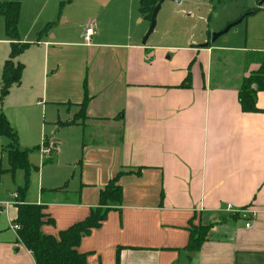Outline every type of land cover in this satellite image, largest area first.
Instances as JSON below:
<instances>
[{"label":"crops","instance_id":"1","mask_svg":"<svg viewBox=\"0 0 264 264\" xmlns=\"http://www.w3.org/2000/svg\"><path fill=\"white\" fill-rule=\"evenodd\" d=\"M62 4L21 0L18 42L29 47L15 59L23 65L20 84L0 114L15 134L17 124L26 126L39 131L42 146H54L48 156L54 169L60 144L56 133H45L51 124L73 131L81 157L68 165L71 173L54 170L49 179L42 167L20 199L4 151L11 140L4 147L0 136V264H35L14 230L15 204L44 207L52 223L41 232L58 238L98 207L101 190L118 173L121 206L77 248L86 264H264V92L255 95L256 113L242 112L238 102L264 51L238 42L206 46L210 36L201 43L142 44L132 36L130 14L126 29L113 26V17L88 22L86 29L95 24L98 31L92 26L86 44L81 27L72 33L65 21L57 23ZM166 39L179 35L168 31ZM10 45L0 16V85ZM230 57L249 60L229 76ZM7 111L19 116L17 124ZM18 149L27 150L19 142ZM199 227L209 228L206 239L189 252L190 231Z\"/></svg>","mask_w":264,"mask_h":264},{"label":"rangeland","instance_id":"2","mask_svg":"<svg viewBox=\"0 0 264 264\" xmlns=\"http://www.w3.org/2000/svg\"><path fill=\"white\" fill-rule=\"evenodd\" d=\"M139 1L140 0H60L63 4L61 5V16L57 23L61 24L65 21L66 24L63 25V28L70 29L72 33H78L81 27L83 33L90 22L95 23L96 20L99 19L100 23H104L108 17H113L114 20H110L113 26L119 29H126L128 26V14H130L129 22L132 36L133 38L139 36L140 42H142L148 32L150 21L139 14ZM153 1L155 2H151V4L154 3L153 8H155L160 0ZM262 1L263 0H180L179 3L164 1L157 12L154 30L149 35V40H147L150 43L156 39L157 42L162 45H183L187 40L190 42L194 41V43H201L204 39H208V36H211L212 33L224 30L228 25L238 22L247 14L256 11L258 8H264V2L260 6ZM153 8L151 10H153ZM112 10H115L113 11L114 16L106 14L109 11L112 12ZM151 10L149 9V11ZM94 25L95 24H92V26ZM107 27L106 25L102 28L100 27V31L103 30L104 33ZM97 31L98 28H96V32ZM168 31H171L173 34H178L179 39L172 42L166 39V32ZM237 42L241 45L246 43L247 47L251 50H259L258 52L264 51L263 10L256 15L245 17L243 21L230 29L228 33L220 36L215 41L214 45H228L229 43L236 45ZM233 54L234 53H231V55ZM255 58L256 57L251 60L254 61ZM248 60V57L244 59L239 57L228 58L226 65L228 69L226 68L225 73L229 74V76L237 74L243 69L244 62H248ZM263 60L264 57L260 60V65L264 63ZM246 65L247 63L245 66ZM5 111L4 115L6 117ZM7 113L15 121L14 123L17 124L19 116L13 111H7ZM49 126L50 129H46V135L50 137L54 136L56 133L55 138L60 144L56 157L59 165L55 169L51 167V163H49L48 158L50 157L43 154L41 149L42 139H40L39 131L32 128L26 129V126H21L19 124H17L16 128L14 127L15 129L12 127L16 131L20 148L30 150L28 161L32 164L31 167L39 169L38 171L32 169L29 173L28 190L30 192L33 188L32 182L37 179L42 167H45V171L43 172L44 178L49 179L47 175L54 170L56 173L60 170H62V174L71 173L72 168L68 165H72L76 159L78 160L81 157V154L78 156L79 146L71 142V139L75 136L73 131L61 130L60 127H55L53 124ZM58 129H60V134H57ZM1 139L4 147L10 143L9 138L6 136H3ZM54 156H51V158ZM87 159L91 158L88 157ZM77 167L79 171L80 165H77ZM86 171H91V168L88 167ZM13 181L17 186L22 187L24 181V173L22 170H17L13 174Z\"/></svg>","mask_w":264,"mask_h":264},{"label":"trees","instance_id":"3","mask_svg":"<svg viewBox=\"0 0 264 264\" xmlns=\"http://www.w3.org/2000/svg\"><path fill=\"white\" fill-rule=\"evenodd\" d=\"M151 2L155 1L140 0L139 9L140 14L149 21L153 11L151 9L154 5V3L151 4ZM20 3L21 0H0V16L4 23V33L6 38L11 41L9 56L4 61L2 67L0 85L1 105L10 89L20 84L23 65L16 62L15 59L29 47V44H20L18 42L17 26ZM149 9L151 11H149ZM261 10H264V8H258L245 17L257 14ZM245 17H243L242 20H244ZM50 27L51 25H46L38 34V37L46 33ZM208 45L210 44L207 43V46ZM257 92H264V63L255 73L244 79L241 85L238 93V102L242 112H258L255 106V95ZM86 104L87 99H85L80 106V115L82 116ZM66 125H71V123H65L61 126ZM0 136H6L11 140V144L4 150L9 163V171L14 173L17 170H23L25 173L23 186L17 190V194L20 196V199H22L28 188V177L31 170L28 163L29 151H21L18 149L16 134L11 129L3 114H0ZM121 175L123 174H116L101 190L98 207L91 210L89 216L83 221L60 232L58 238L45 235L41 232V227L43 225L52 223V220L44 213V207L23 204L21 201L16 204L17 217L15 219V225L18 226L17 238L26 250L31 253L35 264H86V256L80 254L77 248L82 237L89 233L91 229L99 227L101 222L105 220L109 211L115 210L121 206L122 191L118 184ZM208 229V227H199L190 231L189 243L186 247L187 251H198L201 244L206 239Z\"/></svg>","mask_w":264,"mask_h":264},{"label":"water","instance_id":"4","mask_svg":"<svg viewBox=\"0 0 264 264\" xmlns=\"http://www.w3.org/2000/svg\"><path fill=\"white\" fill-rule=\"evenodd\" d=\"M164 1H171V2H175V3H179L180 0H160L155 8L153 9L152 13H151V16H150V26H149V29H148V32L147 34L145 35L144 39L142 40V44H145L146 43V40L148 39L149 35L153 32L154 30V27H155V19H156V15H157V12L159 11L160 7H161V4L164 2ZM264 0L260 3V6L263 4ZM242 21L239 20L238 22L236 23H233V24H230L228 25L224 30L220 31V32H215V33H212L211 36H210V41L209 43L210 44H214L215 41L222 35L226 34L229 32L230 29H232L233 27H235L236 25H238L240 22ZM207 46V45H206Z\"/></svg>","mask_w":264,"mask_h":264},{"label":"built area","instance_id":"5","mask_svg":"<svg viewBox=\"0 0 264 264\" xmlns=\"http://www.w3.org/2000/svg\"><path fill=\"white\" fill-rule=\"evenodd\" d=\"M94 35V29L91 25H89V27L85 30L84 34H83V41L84 43L88 44L90 41H91V37ZM42 151H43V154L46 156V155H51L53 150H55L54 146L53 145H45V146H42ZM11 203H5L6 207L9 206ZM246 227L248 228L249 227V224L246 225ZM14 230H18V226H15L14 227Z\"/></svg>","mask_w":264,"mask_h":264}]
</instances>
